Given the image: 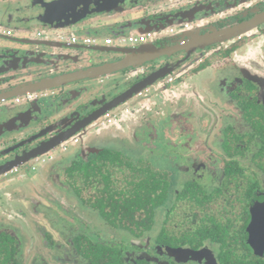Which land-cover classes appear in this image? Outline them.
Masks as SVG:
<instances>
[{
  "label": "flooded vegetation",
  "instance_id": "obj_1",
  "mask_svg": "<svg viewBox=\"0 0 264 264\" xmlns=\"http://www.w3.org/2000/svg\"><path fill=\"white\" fill-rule=\"evenodd\" d=\"M44 1L50 3L54 0ZM82 1L83 6L73 1L72 7H68V2H65L62 5L64 9L50 8L42 15V7L37 6L41 0H0V39L7 41H0V71L5 70L0 73V157L3 159L0 164L31 152L44 142L54 144L48 154L0 176V183L24 177L40 161L50 166L49 176L53 184H61L63 189L71 190L80 207L75 214L67 206L63 207L68 215L64 216L61 226L55 228L64 243L59 244L62 253L58 263L88 264L90 258L82 254L87 239L117 250L122 264H264V253L256 254L247 242V228L252 221L253 210L264 205V66L260 64L264 63V0H162L158 7L151 5L153 0ZM117 3H121L119 18L113 20L110 9ZM215 8L220 9V18L211 21ZM100 9L105 13L86 15ZM155 9L159 12H154ZM199 9L202 10L197 14ZM198 17L206 22L199 27H203L199 34H204L209 28L233 29L249 25L252 29L240 37L236 48H230L233 39L217 44L219 51L215 50L216 46L204 48V52L209 54L208 60L203 57L191 59L192 53L187 57L180 52L157 59L150 65L122 70L115 73L119 74L117 76L80 79L84 74H95L93 67L107 59L105 53L91 57L94 52L87 49H134L153 44L171 50L174 44L185 40L186 34V38L196 36L195 29L200 24ZM173 24L182 30L180 34L171 35ZM11 25L28 30L33 28L35 37L10 38L12 31L8 26ZM133 27L147 28L151 32L149 41L140 46L115 43L105 46L97 35L98 30L115 29L124 33ZM85 30L95 33L91 37L94 44H83L84 37L80 36L75 43L68 41L72 37L70 32ZM165 31L168 32L167 38L158 36ZM34 43L39 46L31 45ZM11 47L16 52L14 55L4 53V49ZM236 49L244 60L261 67L254 71L257 74H248L234 65L235 74L229 71L227 78H223L222 92L233 105V110L215 108L214 121L208 126L210 130L203 140L198 139V129L183 116V111H179L168 125L162 123L163 131L158 133L156 128L160 120H157V114L151 115L153 110H150L154 108L157 112L158 104L151 107L142 104L151 96L160 98L158 90H155L157 82L137 93L127 104L108 111L104 109L115 96L112 93L107 96L108 91L102 96L101 90L105 87L114 86L118 95L133 84L136 77L142 78L165 68L168 71L162 77L166 79L161 91L162 98L166 100L176 85L170 73L176 64H180L183 81V72L197 73L205 64L211 65L209 58L214 56V52H219V60L225 65L229 56L239 55ZM29 51L35 52L34 56H27ZM58 54H63L64 58L57 59ZM256 54L261 56L259 60ZM88 56L90 59H86ZM84 57L85 60H81ZM2 62L6 65L1 66ZM10 68L14 71H6ZM6 74L17 76L7 86L1 82ZM39 74L46 77L67 74L65 76L73 81L46 92L47 108L28 101L21 102L25 99L23 96L4 101L2 94L8 87L38 80ZM91 81H94L92 86L89 85ZM33 99L31 96L29 101ZM151 116L156 119L151 120ZM201 121L203 127L209 123L205 117ZM20 122L26 125L22 130L18 127ZM124 124L131 126L136 145L123 139ZM110 133H119L118 139L111 137ZM95 136L97 140H94ZM71 148L73 152H69ZM57 155L62 160L57 161ZM147 155L178 159V173L174 172L175 165L170 167L173 171H161L147 161H141L143 156L148 160ZM146 166L149 167L147 170L151 168L159 174L160 186H167L170 190L168 198L151 207L136 198L133 190L140 178L147 176ZM4 185H0V194L4 195L0 198V208L6 213L7 200H12L15 205L29 202L37 214L47 209L50 215L54 213L47 205L56 199L55 192V197L48 199L42 194L37 198L25 197L20 193L21 188L9 190L6 195L3 193ZM5 195L9 196L8 199ZM127 203L132 204L131 208H125ZM99 205L102 209L98 208ZM117 212L126 223L125 229L105 223L110 222V217H115ZM95 215L105 227L99 233L89 226L92 223L90 216ZM2 226L0 231L12 235L17 241V260L20 261L21 241L14 233L15 228ZM45 238L53 250L58 247L52 235ZM77 242L81 250H76Z\"/></svg>",
  "mask_w": 264,
  "mask_h": 264
},
{
  "label": "rangeland",
  "instance_id": "obj_2",
  "mask_svg": "<svg viewBox=\"0 0 264 264\" xmlns=\"http://www.w3.org/2000/svg\"><path fill=\"white\" fill-rule=\"evenodd\" d=\"M151 1L152 0H150V2ZM161 4H162V0H153L151 2L152 6L156 5L158 7ZM154 12H159V10L155 9ZM8 27L12 31V36L10 38H15L18 40V39H22L23 37H30V38L35 37V30L33 28L28 30L25 28L14 27L13 25ZM171 28L173 31L171 35L180 34L182 32V30L179 29V26L177 24H173ZM38 30L44 33L42 29H38ZM166 31L160 33L158 36L160 37L164 36L167 38L168 35L166 36V33L168 32ZM142 34L143 32L139 31L137 27L135 28L133 27L125 31L122 36H124V38L126 39L130 36H138ZM0 41H2L3 43L7 42L3 39H0ZM146 41H149V39H147ZM115 44L117 45V42H115ZM262 44L264 46V41H262ZM121 45L140 46L141 44H130L126 41L124 44ZM236 53L237 55L240 53L239 49H236ZM191 56H190L191 59H197L203 57L204 60H208L209 54L207 55L204 52V50H197L194 51L191 54ZM242 57H243L242 54H239L237 57L229 56L228 64L224 65L223 62L219 60L220 54H216L214 52V56L209 58L210 62L212 63L211 65H207L204 63L205 66L201 67V69H199L197 73H192L189 70L186 71L187 73L183 72L184 74L183 81L181 80L180 77V75L182 74V73L180 74V70H181L180 64L176 65L174 69H171L170 73L171 76L174 78L173 79L174 84L176 85L173 88V93L171 94V96L169 95L170 98L166 100L162 98L161 88L163 87L164 81L166 79L164 77V79H160V81H158L155 84V86L157 87V89L155 90H158V93L160 94V98L154 99L151 96L145 99L144 102H142L144 107L146 106L151 107L152 105L155 106L158 104L159 110L157 112L154 111V108L150 109L151 111L153 110L151 112V115L157 114L158 115L157 120H160L161 124L159 123L156 128L158 133L161 134L163 131L162 123L168 125L175 116H178L179 111H183V116L187 117L188 121L192 125L196 126V128L198 129L199 132L198 139L203 140L204 138H207V133L210 130L208 126L212 125L211 122H213L215 118V110H216L215 108L223 107L233 110V105L229 102L228 99L225 98L222 92L221 87L223 83V78H227V76L229 75L228 74L229 71L231 72V74H235L233 70L234 65L246 71L248 74H257V71L261 67L260 66L257 68V66H253V64L244 60ZM259 57L261 56L257 55L256 59L259 60L258 59ZM199 61L202 62V59H200ZM260 64L264 66V63H260ZM255 70H257L256 73L254 72ZM175 76H179V78H175ZM203 117L207 118L209 122L208 125L205 127L201 126L202 125L201 119ZM150 119L154 120L156 119V117L151 116ZM200 127L202 129H200ZM131 129L132 128L130 125L127 124L123 125V130H124L122 132V134H124L123 139L125 141L132 142L133 145H136V142L133 141L134 137ZM118 135L119 133H110L111 137L115 136L114 139H118V137H116ZM94 140H97L96 136L94 137ZM73 151L74 150L72 148L69 149V152H73ZM52 153H54V151ZM165 155H158V156L147 155L148 160H146L144 156L140 159L141 161H147L150 165H152V167L161 171L163 170L173 171V169H171L170 167L175 165L174 172L175 174L178 173V171L176 170V165L179 163V160L178 159L176 160L174 158L167 159ZM59 156L60 155L56 156L57 161L58 159L59 161L62 160V158H60ZM71 156L72 155H69V157ZM65 160L67 161L68 158ZM32 162L33 160L30 161V164ZM184 162L186 161L184 160ZM34 165L36 166L35 169H29L28 173L25 174L24 177L18 179L14 178V180L10 182H6V181L1 182L0 185L3 183L6 184L4 185L5 191H3V193L6 194L9 192V190H13V189L17 190L18 188H21L20 193L25 197L37 198L38 195L42 194V197L48 199L51 197H55L54 196V192H55L56 199L50 201L47 205L52 208V211L54 213L50 215V211L47 209L44 210L42 213L40 212V214H37L33 211L31 207L32 205L29 204V202L26 205L23 204L15 205V203L12 202V200H7L8 204L5 208L6 210H8V213H6L4 209L0 208V229L3 228L2 225L15 228L14 233L21 241L22 252L19 255V259L23 264H51L54 262L58 263L61 261V257L59 256V254L62 253L59 244L64 245V243L63 240L60 238V234L57 231H55V228H59L62 222L65 221L64 216L68 215L65 213L67 210H63L64 206H67L70 209V212L72 214H75L78 213V209L80 205L77 203V201L71 194V190L63 189V186L61 184L58 185L53 184L49 176L50 175L49 170L51 168L46 162L40 163L39 161ZM148 168H149L148 166L145 167L146 170ZM59 179L62 180V176H60ZM140 189L148 190V188H140ZM133 190L136 191V188H133ZM6 195H5V199H8L9 196ZM136 195L137 192H135V196ZM3 197L4 195L0 194V198ZM129 200L130 199H128V201ZM119 205L122 206L121 203H119ZM131 205H132L131 203H127L125 205V208L126 209L131 208ZM90 218H92L91 219L92 223L89 226L92 228L94 232L99 233L98 232L99 230L105 228L101 224L102 220L97 215L90 216ZM48 234L52 235L54 237V241L57 242L58 244V247L55 248L54 250L48 245L47 240L45 238L46 235ZM67 235H69V233ZM89 235L90 234H88V236ZM32 255L33 257H31Z\"/></svg>",
  "mask_w": 264,
  "mask_h": 264
},
{
  "label": "water",
  "instance_id": "obj_3",
  "mask_svg": "<svg viewBox=\"0 0 264 264\" xmlns=\"http://www.w3.org/2000/svg\"><path fill=\"white\" fill-rule=\"evenodd\" d=\"M73 1H76L77 5H79V6L84 5V2L82 0H80V2H79V0H54L50 3H47L44 0H41V4L37 5V6L39 8L42 7L41 8L42 9V15H45L48 12V10H50V8L51 9H55V8L64 9L65 7L62 5L65 2H68L67 3L68 7H72ZM89 1H91V0H89ZM120 5H121V3H117V5L114 8L110 9V12L113 13V15H112L113 20H116L119 18V11L121 9ZM220 7H221V3H220ZM201 10L202 9L197 10V14H200ZM104 13L105 12L100 9V10H94L93 12L86 14V15L87 16H96L97 15L98 16V15L104 14ZM219 13H220V9L215 8L211 13V16H212L211 21H215V20L219 19L220 18ZM86 15L83 16V18L86 17ZM202 21H204V19L199 18V17L197 18V22H199L200 24H198V28L195 29V35L196 36L191 37L192 36L191 35L190 37L186 38L187 34H186V36L184 35L185 40L174 44V46H172L171 50L161 49V47H157L153 44H149V46H146V47H138V48H134V49L123 48V49L118 50L119 47L115 48L116 50H110V49L97 50V48L87 49L88 52H94V54L91 55V57L98 56L97 54H101V53L119 54L122 57L117 59V60H114L112 62H109L108 64L103 65V66H98V67L94 66L93 67L94 69L92 71H95V74H84V76L80 79L93 80V79L101 78L104 76H113V75L117 76L119 74H115V73L120 72L122 70L129 69V68L134 69L137 67H141L145 64L150 65L151 62H154L157 59H160L162 57H167L170 55H175V54H178L180 52L185 53L186 56L188 57L191 53H193L194 51H197V50H204V48L213 49L212 46H216L215 50L219 51L220 47H218L217 44L221 45V44L225 43L226 41H229L232 39H233V43L232 42L230 43V48H236L235 44L240 39V37H243V35L246 32H248L252 29L251 26H249V25L238 26V27L233 28V29H229L228 27H226V28L222 27L219 29L218 28L217 29L209 28V29H206L207 31L204 32V34H199V32L201 33L202 32L201 30L203 29V27L202 28H199V27L204 26L206 23V22L203 23ZM158 30H160V29H157L156 31H158ZM139 31L144 33V32H148L149 30L147 28H144V29H139ZM16 42L18 43L19 41H16ZM31 45H38V44L34 43ZM41 46H43V45H41ZM60 47L61 46H54V48H60ZM0 49H2V48H0ZM3 51H4V53L10 52L12 55H14L16 53L14 51V49H12V47L8 48V49H4ZM34 53L35 52H33V51H29V52H26V55L27 56H34ZM216 54H219V52H217ZM63 58H64L63 54H60V55L58 54L57 59L61 60ZM86 59H90V56L86 57ZM81 60H85V57L81 58ZM50 62H53L52 66L55 67V62L53 60H51ZM5 65L6 64L4 62L1 63V66H5ZM149 65H147V66H149ZM90 68H87V69H90ZM0 69H2V68H0ZM9 70L14 71L13 68L7 69L6 71H9ZM3 71H5V70H1L0 73H3ZM89 71H91V70H89ZM155 71L156 72H154L152 74H147V75L143 76L142 78L140 76L136 77L134 79V83L131 84L126 90L120 92L118 95H117V89L112 85L110 87H105L104 89H102L101 90L102 96H105L104 94L107 91H108V93L106 94L107 96H110L111 93H112V95L113 94L115 95L108 102L107 106L104 108L105 111L112 110L113 108L127 104V102L130 101L137 93H139L140 91L152 86L154 83H156L160 79H162L164 73L168 70L165 68H161V69L155 70ZM40 75H42V74H39V77H38L39 79L35 80L33 82L24 83V84L19 85V86L16 85V86L8 87L4 91V93L2 94V95H4L3 96L4 101L10 100V99L15 98V97L23 96V97H25V99L22 100L21 102H27L28 101V102H31V104L37 105L39 107L42 106L44 108H47L46 104L48 103V94L46 92L50 91V90H54L57 87L63 86L66 83H70L73 81L71 77L65 76L67 74H51L52 75L51 77L40 76ZM142 75H144V74H142ZM16 78H17V76H11L10 74H6L4 76V78L1 79V82L7 86L8 84H10V82L13 83L16 80ZM116 82H120V81L116 80ZM89 85L90 86L94 85V81H91V83ZM31 96H34V99L32 101H29ZM4 107H6V106H4ZM21 124H22V122H20V125L18 127H19V129L22 130L26 127V125H21ZM6 131H10V129H7ZM3 132L4 131H2V133ZM6 133L10 134L8 132H6ZM37 137H39V136H36V138ZM53 145L54 144L52 142H49V143L44 142L42 144H39L31 152L25 153L22 156H17L9 162H5V163L0 164V176H3L4 174H6V173H8L14 169H18V168L24 166L25 164H28L31 160L35 161V159L41 155L48 154L49 151L51 150V148L54 147ZM10 151H13V150H10ZM5 153H6V151H5ZM2 160L3 159H1V157H0V161H2ZM259 206L260 207L258 209L256 207L253 210L252 221L247 228V232H248L247 242L250 244V246L253 248V250L256 254L264 253V235L260 234V233H264V205H259ZM259 227H261V228H259Z\"/></svg>",
  "mask_w": 264,
  "mask_h": 264
},
{
  "label": "trees",
  "instance_id": "obj_4",
  "mask_svg": "<svg viewBox=\"0 0 264 264\" xmlns=\"http://www.w3.org/2000/svg\"><path fill=\"white\" fill-rule=\"evenodd\" d=\"M148 171L147 176H143V178L138 181L136 192V198H140L141 202H145L151 206L157 204L158 201L162 199H166L169 197L170 190L167 186H160L159 174L152 171L151 168ZM141 177V176H140ZM167 182L166 179H164ZM165 182L163 184H165ZM140 188H148V190ZM162 189L163 191H159ZM159 191V192H156ZM102 209V206L99 205L98 208ZM104 216L105 214L102 213ZM109 219V218H107ZM106 219V221H107ZM110 222H105L109 226L115 228V226L126 228L125 221H122L118 212L115 217H110ZM86 246L82 247V254L87 258L89 257L90 261L88 264H122L117 250H111L109 246L95 242L94 240H87ZM80 244L77 242L75 248L76 250L80 249ZM81 250V249H80ZM81 253V251H79ZM18 254V243L12 237V235L8 233H3L0 231V264H23L21 261L17 260ZM88 260V259H87ZM56 264V263H54ZM63 264V263H57Z\"/></svg>",
  "mask_w": 264,
  "mask_h": 264
},
{
  "label": "built area",
  "instance_id": "obj_5",
  "mask_svg": "<svg viewBox=\"0 0 264 264\" xmlns=\"http://www.w3.org/2000/svg\"><path fill=\"white\" fill-rule=\"evenodd\" d=\"M150 37H151V32L148 31V32H144L142 35L130 36L126 39L124 38V36H119L115 41L117 42L118 45L124 44L126 41L130 44H142ZM76 40H77V37L75 36H72L68 39L70 43H75ZM115 41H113V39L109 37L103 40V45L111 46L114 44ZM82 43L89 45V44H94L95 42H94V39L91 37H84L82 39Z\"/></svg>",
  "mask_w": 264,
  "mask_h": 264
},
{
  "label": "crops",
  "instance_id": "obj_6",
  "mask_svg": "<svg viewBox=\"0 0 264 264\" xmlns=\"http://www.w3.org/2000/svg\"><path fill=\"white\" fill-rule=\"evenodd\" d=\"M99 33H97V35H99L98 37L101 39V43L103 44V40L106 39V38H109L111 37L113 39V41H115L119 36H122L123 33L121 31H118V30H98ZM72 34V36H80V37H94L95 36V33H90L88 32V30H85V31H78V32H70ZM94 35V36H92ZM116 42V41H115ZM114 42V43H115ZM118 45V44H117ZM110 50H114V49H110ZM106 55V54H105ZM121 56H119V54H107L106 55V58L105 61L101 62V63H98L96 64L95 66H103V65H106L108 64L109 62H112L111 60L109 61V59H112V60H117L119 59ZM92 67V66H91ZM96 85V83H95Z\"/></svg>",
  "mask_w": 264,
  "mask_h": 264
}]
</instances>
